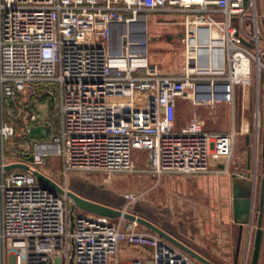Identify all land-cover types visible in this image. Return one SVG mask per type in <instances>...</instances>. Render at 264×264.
Returning a JSON list of instances; mask_svg holds the SVG:
<instances>
[{
	"label": "built area",
	"instance_id": "built-area-1",
	"mask_svg": "<svg viewBox=\"0 0 264 264\" xmlns=\"http://www.w3.org/2000/svg\"><path fill=\"white\" fill-rule=\"evenodd\" d=\"M158 13L183 17L173 20L184 27V63L174 73L149 58V16ZM263 78L256 0H0V264H121L122 243L150 249L149 259L127 264H196L153 231L73 211L70 197L33 170L44 172L55 151L65 180L72 172L228 171L238 133L209 131L196 113L179 125L178 100L234 106L239 89ZM47 102L57 129L37 115ZM18 121L26 136L11 157ZM42 124L45 137L32 138L30 127ZM135 149L147 151L150 167L135 165ZM27 154L30 170L4 169Z\"/></svg>",
	"mask_w": 264,
	"mask_h": 264
},
{
	"label": "rangeland",
	"instance_id": "rangeland-1",
	"mask_svg": "<svg viewBox=\"0 0 264 264\" xmlns=\"http://www.w3.org/2000/svg\"><path fill=\"white\" fill-rule=\"evenodd\" d=\"M257 9L264 33V0H257ZM165 16L166 14L161 13L149 16L148 51L162 71H178L182 67L179 56L184 49L182 37L169 41L166 27L172 22H153L154 18L162 19ZM174 16L175 19H183L177 14ZM259 88L256 83H253L245 89H239L234 106L225 102L217 103L214 107L194 106L197 108L193 112L190 111L191 113H188L185 103L179 107L177 113L179 125L189 121L196 113L203 120V126L207 130L228 132L235 129L238 133L228 171L224 172L226 177L232 172L245 168L247 164L245 137L257 130L258 119L261 125L264 122V91L262 85L260 90ZM49 106V103L39 105L37 115L42 121L49 118L53 128L57 129V117L54 112H51ZM6 119L12 120L13 118L8 115ZM17 124V134L9 141L8 152L11 157L12 149L21 150L26 136L21 123L18 121ZM20 154L21 152L16 156L19 157ZM133 158L138 168L151 166L146 150L135 149ZM40 168L51 178L60 183L66 182L71 190H77L84 196L117 208H125L129 212L148 218L190 244L195 245L197 241L203 242L205 246H199L202 250L222 247V243H225L224 235L227 233H230V236L227 235L229 238L225 246L227 245L226 247L230 250L237 246V228L233 221V196L229 185L221 186L224 180H221L220 188L217 182L212 187H204L206 183L197 180V177L172 173L159 176L152 173L108 175L72 172L65 180L62 174V161L55 151L50 153ZM247 182L251 189L249 194H251L253 182L251 180ZM128 192L135 193L137 197L132 204H128L125 198ZM79 213L84 214L85 212L79 211ZM123 223L126 230L151 231L146 226L139 223L135 225L127 219ZM262 246H264V240ZM195 263L198 262L195 260Z\"/></svg>",
	"mask_w": 264,
	"mask_h": 264
},
{
	"label": "crops",
	"instance_id": "crops-1",
	"mask_svg": "<svg viewBox=\"0 0 264 264\" xmlns=\"http://www.w3.org/2000/svg\"><path fill=\"white\" fill-rule=\"evenodd\" d=\"M178 16H181V15H178ZM174 17L175 16L166 15L165 18H162V20L172 22L169 25L167 24L168 26L166 27L167 28L166 31L168 34L167 39L169 41L177 40V38L180 39V37H183V34H184L183 25L173 22V20H178V19H175ZM178 21H181V19H179ZM153 38L155 39L154 36H153ZM169 44L175 45L176 43H169ZM182 45L184 47L183 43H182ZM148 54H149L150 60L154 63H157L153 59V57L149 51H148ZM179 54H180L179 56L181 58L182 65H183V63H184V49ZM164 72L174 73L177 71H164ZM261 85L263 86V91H264V78L262 79V82L260 84V88H261ZM260 88H259V90H260ZM184 103L187 106L188 113L193 112L195 110V108H197V107H194L195 105L192 103V101L190 99H180V100H178L177 113H178L180 105H182ZM189 117H190V115H189ZM258 124H260L259 119H258ZM263 131H264V122L262 125L260 124V127L258 130H256L254 133L252 132V134L249 135V137H250L249 144L247 143V139L245 137V139H246L245 140L246 141L245 154L247 155V164H246L244 169H239L236 172H232V174L230 176L227 175L228 177H226L224 172H222V171H214V172H210V173H201V174L190 175L194 178L197 177V180H200L203 183H206L204 185V187L205 186L206 187L207 186L212 187V185H214L215 182H217V185L219 183V188H220V183L222 182L221 180H224L223 185H221V186L226 187L229 185L231 192H232V196H233V177H234V175H240L241 177H246L248 180H251L253 182V189L256 191L255 192V199H254V208H253V223L251 224L249 222H246L243 224L244 225L243 226V236H242L241 248L239 250V255L237 254V249H238L240 223L235 221L234 210H233V221H234L236 228H237V240H236L237 246L232 250L227 248L226 247L227 245L225 246V244L228 242V238H229L227 235L229 234V236H230V233H227L224 235L225 243H222V245H223L222 247H220V248H208L207 251L199 248L200 245L205 246V244L203 242L197 241L198 243H196L195 245L190 244V243L186 242L185 240H183L182 238L171 233L174 236L178 237L180 240L184 241L185 243H187L188 245L193 247L195 250L200 252L202 255H204L205 257H207L211 261H213L215 264H250L251 263L252 251H253V246H254V239H255V234H256V230H257V220H258V216H259L260 185H261L262 178H264ZM216 132H223V131H216ZM225 178L227 179V183H226ZM205 190L207 191V188H205ZM232 207H233V201H232ZM131 222H133V221H131ZM263 222H264V218H263ZM149 257H150V249H148L146 247H140V246L130 245L127 243H122L120 246V249H119V258H120L121 264H127L130 261L135 260V259H149ZM195 260L198 262L197 264H204L201 261H198L197 259H195ZM259 264H264V246H262V249H261Z\"/></svg>",
	"mask_w": 264,
	"mask_h": 264
},
{
	"label": "water",
	"instance_id": "water-1",
	"mask_svg": "<svg viewBox=\"0 0 264 264\" xmlns=\"http://www.w3.org/2000/svg\"><path fill=\"white\" fill-rule=\"evenodd\" d=\"M246 3L247 0H244ZM247 45L252 46L251 44L245 42ZM29 134L32 138L45 137V124L39 126H31L29 129ZM247 143L249 144L250 137L246 136ZM263 153H264V131H263ZM34 155L27 154L23 162H14L6 165L5 170L13 169H24L30 170V163L34 162ZM222 167V166H221ZM33 173L37 177L38 181L41 183H47L59 190L62 193H66L73 202V211L78 208L90 213L97 214L102 217L110 219H127L130 221L137 222L142 224L152 230L153 232L159 234L163 238L167 239L193 258L201 261L204 264H215L213 261L202 255L200 252L195 250L193 247L180 240L178 237L174 236L155 222L135 214L133 212L126 211L121 208L111 206L109 204L85 197L84 195L68 189L65 190L55 179L51 178L49 175L45 174L41 170L34 169ZM249 181L246 177H241L240 175H234L233 177V210L235 221L240 223L239 239H238V249L237 254L239 255V250L241 248L242 236H243V224L246 222L253 223V208H254V199H255V190H252V193L249 194L250 188L248 186ZM263 213H264V178L261 180L260 185V199H259V216L257 220V230L254 239V246L252 251L251 263L250 264H259L260 253L263 243ZM74 214L72 213V220Z\"/></svg>",
	"mask_w": 264,
	"mask_h": 264
},
{
	"label": "trees",
	"instance_id": "trees-1",
	"mask_svg": "<svg viewBox=\"0 0 264 264\" xmlns=\"http://www.w3.org/2000/svg\"><path fill=\"white\" fill-rule=\"evenodd\" d=\"M74 191H76L77 192V190H74ZM79 193V192H78ZM81 194V193H80ZM83 195V194H82ZM85 197H87V196H85ZM88 198H90V197H88ZM91 199H93V198H91ZM95 200V199H94ZM168 231V230H167ZM169 232V231H168ZM171 233V232H170Z\"/></svg>",
	"mask_w": 264,
	"mask_h": 264
},
{
	"label": "flooded vegetation",
	"instance_id": "flooded-vegetation-1",
	"mask_svg": "<svg viewBox=\"0 0 264 264\" xmlns=\"http://www.w3.org/2000/svg\"><path fill=\"white\" fill-rule=\"evenodd\" d=\"M160 20H162V19H160ZM263 218H264V213H263Z\"/></svg>",
	"mask_w": 264,
	"mask_h": 264
}]
</instances>
